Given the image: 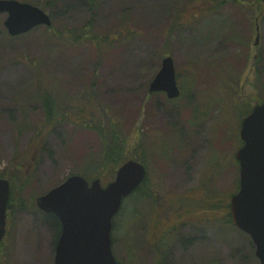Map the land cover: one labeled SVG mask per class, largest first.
<instances>
[{
  "label": "rangeland",
  "instance_id": "374dc122",
  "mask_svg": "<svg viewBox=\"0 0 264 264\" xmlns=\"http://www.w3.org/2000/svg\"><path fill=\"white\" fill-rule=\"evenodd\" d=\"M29 1L44 5L48 0ZM92 1L60 0L47 10L38 7L53 17L54 33L61 38L62 30L82 28L90 31L89 38L109 35L115 49L107 45L109 48L101 51L100 57L94 44L85 43L79 50H71L67 39L57 40L45 27L12 41L4 27L7 16H0V173L22 164L25 173H19L18 181H24L26 173L29 181L15 195L28 205L32 202L24 208L16 204L10 212L8 238L2 248L9 253L11 264H54L57 228L38 209L36 199L85 169L88 159H99L103 149L93 132L76 126L81 125L78 117L74 119L76 125L71 121L62 123L38 146L35 131L45 119L41 101L33 94L38 77L50 87H59L65 97L91 87L99 90L98 100L107 106L110 115L106 121L120 123L123 135L134 141L127 146L132 154L136 152L133 145L137 144V135L143 134L140 145L169 142L164 145L169 149L167 153L147 156V190L152 191V198L160 196L161 209L154 211L150 201L133 197L125 200L116 218L113 251L123 264H134L133 245L136 264H156L158 257L146 242L150 220H162L164 214L171 220L191 218L181 198L195 196L193 203L211 206L209 212L213 216L217 213L219 221L226 213L217 211L216 206L229 205L237 190L240 170L235 153L242 116L236 105L244 101V96L260 98L264 85V17L257 51L253 49L255 19L244 5L256 0H220L224 2L221 8L211 14L208 7L218 0H207L204 6V0H197L187 11L188 2L184 0H97V8L91 6ZM125 8H129L125 15L131 21L134 16L137 26L130 24L126 29L119 25L123 19L119 13ZM176 22L182 25L169 38L168 31ZM167 53L174 58L181 81L188 72L196 78L193 86L181 83L188 94L173 103H167L161 95L147 96ZM253 62L258 72L245 74V68L251 71ZM245 79L249 84L244 83ZM59 99L60 105H65L64 98ZM70 105L85 104L78 98ZM50 128L47 125L43 132ZM107 177L102 179L105 185L112 179ZM222 224L224 229L216 223L211 230L210 241L195 243L189 250L185 247L182 254L177 244L175 252H169L167 263L260 264L250 238ZM197 235L182 225L176 240L184 247Z\"/></svg>",
  "mask_w": 264,
  "mask_h": 264
},
{
  "label": "water",
  "instance_id": "95a60500",
  "mask_svg": "<svg viewBox=\"0 0 264 264\" xmlns=\"http://www.w3.org/2000/svg\"><path fill=\"white\" fill-rule=\"evenodd\" d=\"M2 14H8L4 25L11 36L52 25L50 16L43 10L16 0H0ZM150 91L165 92L169 99L180 96L173 58L163 60ZM240 137L244 144L236 153L240 189L231 199V213L235 225L251 236L256 256L264 264V102L244 119ZM146 177L147 170L142 164L129 161L106 187L99 179L90 183L75 175L38 198L39 209L54 214L62 226L55 264H119L112 250L113 221L124 199L134 193ZM10 193V182L0 179V243L7 233Z\"/></svg>",
  "mask_w": 264,
  "mask_h": 264
},
{
  "label": "trees",
  "instance_id": "16d2710c",
  "mask_svg": "<svg viewBox=\"0 0 264 264\" xmlns=\"http://www.w3.org/2000/svg\"><path fill=\"white\" fill-rule=\"evenodd\" d=\"M29 3L33 5L40 6L47 10V7L57 4L58 1L60 0H48L44 3V5L41 4V2H34V1H29L26 0ZM82 1H87V0H82ZM97 0L92 1V7L97 8ZM219 7V5L217 6ZM129 8H125L123 12L119 13V17L123 18L120 20L119 25H123L126 27V29L130 28L128 25L134 24L137 26V24L134 21V16H133V21H131L126 15L125 12L128 11ZM93 10V8L91 9ZM182 24L176 22L175 25L169 29L168 31V37L173 33L175 29L180 27ZM90 27L87 26V28ZM125 29V30H126ZM48 33H53L56 36L57 40L60 39H67V44L69 45V48L79 50L85 43H92L94 44V47L98 48V53L100 57V52L107 50L109 47L107 45L112 46V41L111 37L109 35L100 37V39H95L89 38L90 31H87L85 28L82 29H72L68 32L62 30V38L59 36V34H55L56 29L54 25H52L50 28H46ZM118 33V32H117ZM121 33V32H120ZM119 34V33H118ZM122 34V33H121ZM27 35H23L20 37L16 38H11L9 37L10 40L12 41H17L18 39L25 38ZM122 37V36H121ZM171 37V36H170ZM169 37V38H170ZM49 41H52V39H48ZM8 41V40H7ZM8 41L9 43H17V42H12ZM108 41V42H107ZM59 44L61 41H57ZM113 45V49H115ZM35 65L37 66L38 64L36 61L34 62ZM38 74V72H37ZM245 84H249L248 80L245 79L244 81ZM95 83H92V85ZM242 86V84H241ZM241 87L239 88V90ZM246 89H244L245 91ZM64 91L61 90L57 86L50 87L48 86L41 77H38V82L33 85V94L34 96L41 101V104L44 109V123L35 131V136L34 140L38 142V146L44 142H46L47 135L51 132L54 131V129L59 125L60 123H63L68 119H71L74 122V119L76 117L80 118L77 119L81 125H77L78 127H81L84 130L93 132L99 141L102 144V153L101 157L99 159L92 158L87 160V165H85V169L78 171L79 174L83 175L85 178L88 180H92L94 178H100V179H105L107 180L108 176H110L109 179L113 180L114 175L116 174L118 168L124 164L126 161L135 159L139 162H142L143 164H147V152L146 149L144 148L143 145H140L139 143L142 142V135H137V140L135 141L137 144H134L133 147L135 146L136 152L133 154L128 150V142H134L130 137L124 136L122 132V128L120 123L116 121L109 119V122L106 121V119L110 118V115L108 113V108L105 104H102L99 100L98 97L99 95V90H96L95 88H87L82 90L78 95H75L73 97H65L63 93ZM242 90H240V93ZM242 94V93H241ZM243 95V94H242ZM244 96V95H243ZM32 98V97H31ZM59 98H64L65 100V105H60V99ZM82 99L83 104L82 106L79 105H70V101L75 100V99ZM264 99V86H263V95L258 98V97H248L246 98L244 96V101H242L240 104L236 105V109L239 112V115L242 116H247L253 108L262 103ZM94 101H97L98 104H95ZM86 107L88 109L86 110ZM244 109V111L242 110ZM105 109V110H104ZM69 110L72 112L70 114ZM244 112V114H243ZM88 116V120H84V118ZM62 119V120H61ZM51 125V128L48 130L47 133L43 132V129L47 126ZM139 133V129L136 130ZM134 139V138H133ZM15 158V157H14ZM17 157L14 159L16 160ZM17 161V160H16ZM13 167V166H12ZM11 167L7 168L4 172L0 173V178H5L10 180L11 182V199L9 203L10 209L14 208L16 204H19L20 207H29L32 202L28 205L27 202L20 201L19 198L15 195L16 190H22L23 187H25L29 181L28 176L26 177L24 181L19 182V173L24 174V166L17 165V168H12ZM23 176V175H22ZM20 175V177H22ZM19 182V186L18 182ZM147 182L144 184L143 188H146ZM142 190V189H141ZM139 191V194L142 195L143 197H149V201H153L152 197L148 195L147 192H145V189ZM156 201V200H154ZM153 201V202H154ZM156 203V202H155ZM157 204V203H156ZM156 204H149L151 209H155ZM51 217V216H50ZM54 218V217H53ZM55 219V218H54ZM116 226V220L114 221V228ZM113 243H115V238H113ZM6 260L5 256V251L0 252V264H9L8 261Z\"/></svg>",
  "mask_w": 264,
  "mask_h": 264
},
{
  "label": "flooded vegetation",
  "instance_id": "af4514ba",
  "mask_svg": "<svg viewBox=\"0 0 264 264\" xmlns=\"http://www.w3.org/2000/svg\"><path fill=\"white\" fill-rule=\"evenodd\" d=\"M262 7L260 8L258 16L264 15V0H262ZM179 85L181 86L180 82ZM202 207V210L200 208L189 210V212H186V215L191 214V218H186V220L182 221L180 219H176L174 223H170L169 220H162V221H156L154 223L153 230L148 231V234H146V242L150 246L151 250L154 252L155 256L158 257L156 260V264H168V254L170 251L171 253L175 252V250L178 248L177 244L179 245L180 253L182 254L185 250V247L187 250H189V247L194 246L193 244L199 243L200 241H210V232L211 230L216 228V218L215 215L213 216L211 213L208 214L207 218H202L201 216H205L206 212H204V207ZM198 215L199 217H196L195 215ZM201 217V218H200ZM178 223L180 224L179 227H177ZM187 226L191 229L192 234L194 235V232L197 233V236H192L191 239H188L186 242H188V245L182 246L179 244V242L176 240V232L179 230L180 227ZM169 228H173L172 233L169 235ZM202 234H204V238L201 239ZM178 235V234H177ZM182 238V237H181ZM136 249V248H135ZM134 249L132 250V261L134 264H136L138 257L136 256V251ZM182 251V252H181ZM166 257V261L164 262ZM200 264H207L206 262H201ZM208 264H214L212 261Z\"/></svg>",
  "mask_w": 264,
  "mask_h": 264
}]
</instances>
